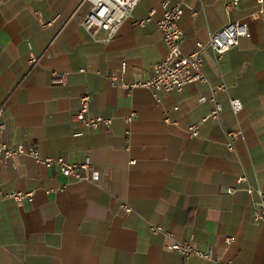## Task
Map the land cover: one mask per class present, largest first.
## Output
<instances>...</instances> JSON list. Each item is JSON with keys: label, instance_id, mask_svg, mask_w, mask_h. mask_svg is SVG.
Here are the masks:
<instances>
[{"label": "crops", "instance_id": "1", "mask_svg": "<svg viewBox=\"0 0 264 264\" xmlns=\"http://www.w3.org/2000/svg\"><path fill=\"white\" fill-rule=\"evenodd\" d=\"M165 1L183 3L185 53L231 20L246 22L249 35L220 59L206 49L209 83L179 92L110 85L106 76L120 74L122 62L124 79L133 82L165 57L156 26ZM228 1L140 0L116 36L102 42L81 26L83 0H0L1 140L71 164L87 157L99 172L94 183L73 181L56 163L0 157V264H211L166 250L168 239L150 224L231 264H264V225L252 219L246 183L237 181L243 176L264 189V0L226 7ZM151 9L150 20L135 24ZM30 54L38 58L33 65ZM54 70L69 72L65 85L52 82ZM210 86L224 88L215 93L218 123L202 121L212 108ZM83 94L91 96L89 116L110 118L108 128L72 119ZM232 98L242 104L237 114ZM192 123L197 137L186 132ZM229 131L240 133L229 138ZM13 191L32 200L17 206L3 198ZM124 200L129 213L120 208Z\"/></svg>", "mask_w": 264, "mask_h": 264}, {"label": "built area", "instance_id": "2", "mask_svg": "<svg viewBox=\"0 0 264 264\" xmlns=\"http://www.w3.org/2000/svg\"><path fill=\"white\" fill-rule=\"evenodd\" d=\"M140 0H83L87 4V10L81 20V26L87 31L91 38L95 41L107 42L114 38L118 33L121 25L131 18L132 12ZM238 0H229L226 7L236 5ZM259 3H262L260 0ZM162 13L156 20V26L160 33L163 44L166 48V55L158 63L152 66L151 74L147 79L127 82L123 73L126 63L120 64V74H109L106 76L110 85L120 87L124 90H133L135 88H146L152 91L163 92H179L185 85L202 82L209 83L203 70V54L206 49H210L217 59L232 48H235L239 39L249 35L248 25L242 20L228 21L218 30L211 33L206 42L196 41L194 49L190 53H185L182 50L181 43L183 39V32L180 27V19L183 14V3L176 2L169 5L167 1L162 2ZM155 14V10L151 9L146 18L135 21L137 25H143L150 20ZM194 14V12H193ZM100 31L105 32L103 38L98 36ZM38 58L30 54L28 56V63L33 65ZM81 72L85 70L81 69ZM69 72L67 71H52L51 80L54 83L65 85ZM221 86H210V97L212 101V108L208 115L202 118V121L210 118L215 122H219L221 104L216 99L215 93L223 90ZM201 102L206 101V97H200ZM91 96L83 94L79 97V109L72 115V119L80 122L83 126L89 129H95L99 126L108 128L111 124L110 118L102 116H89V105ZM231 110L237 114L242 109V104L239 99L232 98L229 101ZM176 108V107H175ZM2 113V106H0V116ZM5 130V123L0 121V157L4 160H10L20 155L30 156L36 159L44 166H51L56 163L60 167V172L63 176L71 178L73 181H84L94 183L98 180L99 172L91 165L89 159L86 157L80 164H71L62 158L52 159L44 158L38 155L34 147H25L22 144L10 146L5 144L2 140V134ZM186 132L191 137H197L199 134L198 124L192 123L187 126ZM240 132L229 131L227 136L229 138L236 137ZM226 148L229 151L234 150L231 140H227ZM238 182H245V192L249 195L250 209L252 219L256 223L264 225V189L253 186L247 179L240 176ZM233 188H227V193H232ZM3 198L12 199L17 206H21L23 200L27 198L32 200L31 193H23L13 191L3 196ZM120 208L124 213H129L131 207L124 200L120 203ZM151 233H162L167 239L168 243L164 245L166 250L177 253L181 257L195 256L207 260L211 264H231L229 261L223 260L219 255H216L212 248H202L191 241H177L172 234L165 231L160 225H149ZM233 238H227L226 243L229 244Z\"/></svg>", "mask_w": 264, "mask_h": 264}]
</instances>
